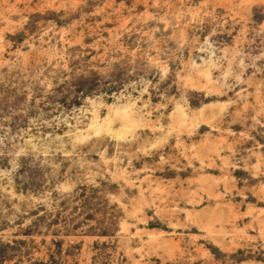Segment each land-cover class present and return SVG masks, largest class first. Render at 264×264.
Wrapping results in <instances>:
<instances>
[{"label": "rangeland", "instance_id": "1", "mask_svg": "<svg viewBox=\"0 0 264 264\" xmlns=\"http://www.w3.org/2000/svg\"><path fill=\"white\" fill-rule=\"evenodd\" d=\"M0 264H264V0H0Z\"/></svg>", "mask_w": 264, "mask_h": 264}]
</instances>
